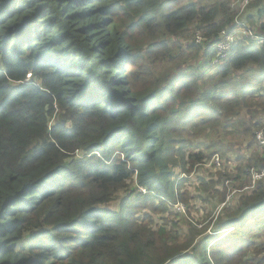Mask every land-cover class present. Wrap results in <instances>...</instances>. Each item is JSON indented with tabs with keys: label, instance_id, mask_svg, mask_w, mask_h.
<instances>
[{
	"label": "trees",
	"instance_id": "obj_1",
	"mask_svg": "<svg viewBox=\"0 0 264 264\" xmlns=\"http://www.w3.org/2000/svg\"><path fill=\"white\" fill-rule=\"evenodd\" d=\"M205 1L0 0V264H264L250 232L264 224V177L243 189L264 168V39L234 41L206 88L200 66L178 74L176 52L202 48L210 67L234 25L230 0ZM247 7L264 37V0ZM240 71L248 89L226 95ZM210 113L237 121L247 149L231 175L199 178L210 191L192 199L211 203L212 224L200 237L188 219L154 229L152 213L187 201L174 168L208 163L187 149L209 119L186 126Z\"/></svg>",
	"mask_w": 264,
	"mask_h": 264
},
{
	"label": "rangeland",
	"instance_id": "obj_2",
	"mask_svg": "<svg viewBox=\"0 0 264 264\" xmlns=\"http://www.w3.org/2000/svg\"><path fill=\"white\" fill-rule=\"evenodd\" d=\"M235 1L237 0H230V6L233 8L234 6L232 4L235 3ZM182 2V1H181ZM199 3L203 4L206 1L205 0H198ZM248 8V7H247ZM244 11V13L242 14V18L244 19V17L248 14H254L255 11L249 10V8ZM249 10V11H248ZM254 27V24L253 26ZM197 43V42H195ZM211 49V48H210ZM202 48H200V50H197L196 47L191 48L185 52L182 51H178L176 52V57L173 61V63H177L179 62L178 65V74H182L185 73L184 69L180 70L181 68H185L187 71L186 73H189L190 71H192V66H200L201 68H203L204 73L205 74V79L206 80H199V83L203 85V88L207 85L210 84L211 82V77H213L214 72L217 70L218 65L216 66H210L207 67V58L203 60V56L197 57L198 54H200L202 52ZM197 57V58H196ZM198 58H201L203 60V62L199 61L198 64H194L195 62L198 61ZM200 60V59H199ZM172 64V63H169ZM158 65V64H157ZM157 67V66H156ZM241 73H239L238 75H236V78L233 80L232 83H230L228 85V87L225 85V87L227 88L225 90V94L227 95H232L235 92H241L245 89H248V87L244 86V85H250L249 82V76H242L241 74H247L246 71H240ZM245 80V81H244ZM210 82V83H209ZM206 88V87H205ZM222 94V93H221ZM162 116H166L167 120L170 122L171 121V114L168 112H162ZM208 122L211 123V128L208 129V127H205V138H203V141L201 140L202 137L199 139L200 142L198 143V145H194L192 144L188 147V152L192 151L194 152L195 150H199L198 148L202 149L203 152L205 154H207L208 156V163L213 161V155H215L214 153H217V155L219 156V160H220V164H219V168H217L216 166H214L213 164H208L205 165L207 167H203L202 164L198 165V166H194V168L192 169V171H190L189 173L184 172L180 166H176L174 168L175 170V174H176V181L180 180L182 178H185L186 180L183 182V186H182V190L184 192H187V196L184 195L185 198H187L186 202H178L175 205L172 206L171 209H173L175 213L173 212H165L163 213V215H159L157 213H152V219L154 221V229L159 227L158 224L162 223V219L165 218L168 222L167 224L169 226L174 225L176 230L179 231H183L188 227V223L186 219L191 220L192 222H194L196 224L193 225L194 228L197 231H200L201 234L198 236H204L205 234H207L209 226H211V218L212 216L208 215V209H211V203L208 202H204L203 200H201L200 198H197L195 200L192 199V196H197L199 197L200 195H203V190H205L206 188H209L208 185H206V183H202L199 178L203 177L205 174L206 177L215 176L220 172V171H224L229 173L230 175L232 174V172L236 171V165L237 162L235 160V158L244 153L247 149L245 148L244 143H242L239 139V137L236 135V129L239 132V128L238 127H233V124H235L237 121H230V120H221L222 117H217L216 114L210 113V114H203V115H199L196 116L194 118V123H192L191 125L194 126V129H192L191 127H187V131H190V133H195V125L199 124L200 126L201 123H203V121L208 120ZM221 122V124H220ZM218 124V125H217ZM224 124V126L226 125V127H223L222 125ZM190 125V126H191ZM221 126V129H219L218 127ZM178 128V127H177ZM202 131V130H201ZM262 132H264L262 130ZM189 137H192V134H188ZM188 140H190L192 142L193 138H187ZM256 141L258 142V144L260 145V147H258V150L263 154V150L261 149V147L263 148V146L261 145V143L259 142V140H257V138L255 137ZM198 147V148H197ZM189 165H185V168H188ZM252 167H249L248 169L250 170ZM248 170V171H249ZM232 178V177H231ZM217 179V178H216ZM227 179L229 178H225L223 180V184L226 185H230L231 182H233L232 180L230 182H226ZM133 182H135V176H133ZM221 180V179H220ZM177 184H174V188H176ZM216 187L220 190L223 191L225 188L223 186H220L219 184L216 185ZM233 188L228 189L226 191V198L228 201L230 199V197L228 198L229 193L231 192ZM235 189V187H234ZM208 191H210V188L207 189ZM139 191L140 192H144V189L139 187ZM120 197L123 195L122 192L119 193ZM118 197H116L115 200L112 201L111 206H113L112 208H116L117 204H118ZM186 204L190 205L189 211H187V206ZM264 217V216H263ZM198 221V222H197ZM253 223H257L259 225V221L258 220H254L251 221ZM166 223V222H164ZM181 223V225L179 226V224ZM191 224V223H190ZM250 232L252 234H254L255 232V236H254V241L257 244H262V246L264 247V224L262 226H257V227H253ZM240 238V236L238 234H235L233 237V245L237 246L238 245V239ZM26 242H23V246H25ZM239 246V245H238ZM20 247H22V245L20 244ZM19 249V247H18ZM264 256V252L261 253L259 255V257ZM210 259L212 260V254L209 255Z\"/></svg>",
	"mask_w": 264,
	"mask_h": 264
},
{
	"label": "built area",
	"instance_id": "obj_3",
	"mask_svg": "<svg viewBox=\"0 0 264 264\" xmlns=\"http://www.w3.org/2000/svg\"><path fill=\"white\" fill-rule=\"evenodd\" d=\"M251 0H237L235 1L234 6L237 9V15L234 18V25L230 29H223L219 33V37L215 42L210 45V48L213 49V57L210 61V64L213 66L219 65L222 61H224L229 52L230 48L234 41L240 39L242 37H247L252 39L253 41L263 40L264 37L256 35L252 26H250L243 18L242 14L246 10L247 6L250 4ZM231 7V6H230ZM202 38L196 33V42H201ZM256 138L259 140L261 145L264 147V133L262 130L256 132ZM214 166L219 168L220 160L217 154L213 155V161L211 162ZM252 174V180L250 185L245 186L243 189H250L254 187L256 180L261 179L264 177V168L261 169L259 172L255 169H250ZM226 182H229L227 179ZM236 192L233 190L229 195L228 198L232 196V194Z\"/></svg>",
	"mask_w": 264,
	"mask_h": 264
}]
</instances>
